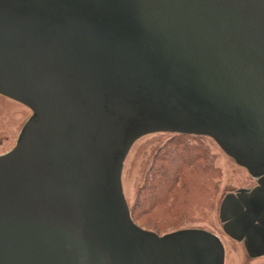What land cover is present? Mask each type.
<instances>
[{
	"label": "water",
	"instance_id": "95a60500",
	"mask_svg": "<svg viewBox=\"0 0 264 264\" xmlns=\"http://www.w3.org/2000/svg\"><path fill=\"white\" fill-rule=\"evenodd\" d=\"M0 95L31 111L0 155V264H224L211 232L132 221L123 164L156 133L256 179L219 219L264 256V0H0Z\"/></svg>",
	"mask_w": 264,
	"mask_h": 264
},
{
	"label": "rangeland",
	"instance_id": "374dc122",
	"mask_svg": "<svg viewBox=\"0 0 264 264\" xmlns=\"http://www.w3.org/2000/svg\"><path fill=\"white\" fill-rule=\"evenodd\" d=\"M30 116L28 108L0 95V155L15 146ZM193 166L201 167L202 172L189 170ZM159 175L167 180L161 191L153 193V187L145 185L152 184ZM121 180L129 211L134 212L131 219L141 229L158 236L202 229L220 238L224 264H264V256L249 258L243 244L223 232L219 219L223 198L239 189L254 188L256 179L210 138L168 133L144 136L132 145Z\"/></svg>",
	"mask_w": 264,
	"mask_h": 264
},
{
	"label": "trees",
	"instance_id": "16d2710c",
	"mask_svg": "<svg viewBox=\"0 0 264 264\" xmlns=\"http://www.w3.org/2000/svg\"><path fill=\"white\" fill-rule=\"evenodd\" d=\"M175 136H182V135H175ZM194 137H197V136H194ZM196 166V165H195ZM195 166H193L192 168H189V170H198V171H200V172H202L201 171V167H195ZM154 169V168H153ZM152 169V170H153ZM157 174H161L159 171L157 172ZM198 174H200V176L202 175V173H198ZM165 176V175H164ZM164 176H161V175H159V177H154V179L152 180V184H150V185H145V186H152L153 188V190H152V192L153 193H156V192H159V191H161V185L162 184H164V183H166V180L167 179H165V177ZM149 179H148V181L149 180H151L150 179V177H148ZM155 182H157V183H155ZM145 188L146 187H143V189H141V192H143L144 190H145ZM163 191V190H162ZM164 192V191H163ZM164 204H165V201L163 202ZM138 205V204H137ZM139 206V205H138ZM137 207V206H136ZM130 215H131V218L134 220V212H133V209H131V211H130Z\"/></svg>",
	"mask_w": 264,
	"mask_h": 264
},
{
	"label": "bare ground",
	"instance_id": "6f19581e",
	"mask_svg": "<svg viewBox=\"0 0 264 264\" xmlns=\"http://www.w3.org/2000/svg\"><path fill=\"white\" fill-rule=\"evenodd\" d=\"M121 183H122V180H121Z\"/></svg>",
	"mask_w": 264,
	"mask_h": 264
}]
</instances>
